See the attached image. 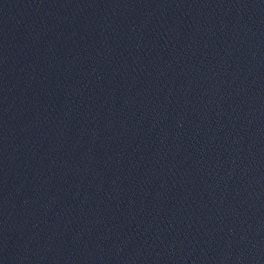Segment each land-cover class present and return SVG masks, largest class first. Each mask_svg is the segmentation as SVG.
Here are the masks:
<instances>
[{"label":"water","instance_id":"water-1","mask_svg":"<svg viewBox=\"0 0 264 264\" xmlns=\"http://www.w3.org/2000/svg\"><path fill=\"white\" fill-rule=\"evenodd\" d=\"M0 264H264V0H0Z\"/></svg>","mask_w":264,"mask_h":264}]
</instances>
